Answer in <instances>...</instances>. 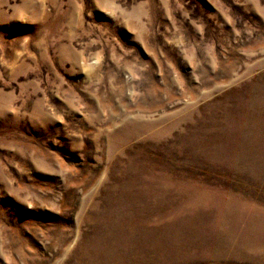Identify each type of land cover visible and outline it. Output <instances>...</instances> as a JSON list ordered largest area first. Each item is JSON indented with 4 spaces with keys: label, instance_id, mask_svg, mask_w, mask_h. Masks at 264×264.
<instances>
[{
    "label": "rangeland",
    "instance_id": "374dc122",
    "mask_svg": "<svg viewBox=\"0 0 264 264\" xmlns=\"http://www.w3.org/2000/svg\"><path fill=\"white\" fill-rule=\"evenodd\" d=\"M0 264H264V0H0Z\"/></svg>",
    "mask_w": 264,
    "mask_h": 264
}]
</instances>
